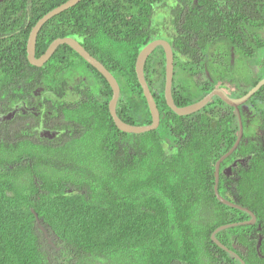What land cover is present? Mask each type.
Segmentation results:
<instances>
[{
	"label": "trees",
	"instance_id": "16d2710c",
	"mask_svg": "<svg viewBox=\"0 0 264 264\" xmlns=\"http://www.w3.org/2000/svg\"><path fill=\"white\" fill-rule=\"evenodd\" d=\"M67 1L0 2V113L35 101L36 89L44 88L45 103L64 131L50 141L27 126L0 129V264H85L106 255L116 264H203L204 257L210 264H241L211 238L220 226L250 220L221 203L214 191L216 162L239 134L236 110L214 97L191 115L175 114L166 103V57L158 47L147 60L145 76L160 126L138 135L121 132L109 111V83L70 46L60 45L42 67L28 61L32 29ZM192 1L81 0L45 23L36 57L56 39H77L118 81V116L131 125H150L136 62L145 46L166 33L174 74L183 75L182 80L174 75L177 106L202 100L224 82L232 83L224 87L241 98L264 77V0H257L255 23L254 0H217L224 10L223 41L193 39L190 24L195 33L205 34L204 9L208 3L215 9L211 3L216 2L198 0L193 7ZM152 20L161 26V36ZM167 23L172 30H165ZM216 43L218 66L205 55ZM254 65L260 66L257 74ZM207 71L212 77L220 74L211 82ZM247 106L252 113L244 121L242 141L220 169L236 157L249 156L248 166L234 169L232 177L220 173L218 189L223 198L251 210L257 222L216 237L246 264H264V86ZM13 130L18 133H9ZM58 157L64 167L53 165ZM36 215L60 252L50 248Z\"/></svg>",
	"mask_w": 264,
	"mask_h": 264
},
{
	"label": "water",
	"instance_id": "95a60500",
	"mask_svg": "<svg viewBox=\"0 0 264 264\" xmlns=\"http://www.w3.org/2000/svg\"><path fill=\"white\" fill-rule=\"evenodd\" d=\"M3 0H0V2ZM81 0H69L66 3L60 5L59 7H56L55 9L48 12L46 15H44L38 23L34 26L32 29L28 44H27V56L28 61L31 65L36 67H42L45 63H47L51 57L54 55L56 50L60 45H68L70 46L75 52H77L86 62H88L91 66H93L101 75L105 77L107 82L109 83L112 91L113 96L111 101L109 102V111L113 118V121L116 125V127L124 133L128 134H144L147 132L155 131L159 128L161 123V114L160 110L157 106V103L155 101V98L151 92V89L149 87V84L147 82L146 76H145V66L147 63V60L149 56L153 53L155 49L158 47H162L165 52L166 57V82H165V99L168 107L178 116H188L191 115L204 107H206L214 97H219L223 102H225L230 107H233L238 115L239 119V134L237 137L236 142L234 143L233 147L224 155L221 156V158L216 162V169H215V195L216 198L223 203L224 205L230 206L232 208H236L238 210H241L245 213H247L250 216V220L240 222V223H232L227 224L218 227L211 235L212 241L222 250L225 252L233 255L236 257L241 264H246L243 259L240 258L238 254L230 250L228 247H226L224 244H222L216 237V235L224 231L226 229L240 226V225H255L257 222L256 215L249 209L244 208L242 206H239L235 203H233L230 200H227L223 198L218 189V183L220 179V166L221 164L229 158L239 147L243 135H244V127H243V120L242 115L240 111V106L244 105L257 91L261 89L262 86H264V78L254 87L252 88L246 95H244L241 98H232L230 97L225 91H223L220 88L214 89L212 92L207 94L202 100L191 104L189 106L185 107H179L176 105L174 97H173V83H174V52L170 45V43L166 40L157 39L149 43L147 46H145L139 53L137 62H136V74L138 81L143 89V94L147 100L148 107L152 116V123L150 125H143V126H137V125H131L126 122H124L117 114V106L120 99L121 94V88L116 80V78L113 76V74L95 57H93L75 38L67 37V38H59L53 41L46 52L39 58L36 57V44H37V38L38 34L41 31L42 27L47 23L50 19H52L54 16L58 15L59 13L75 6L78 4ZM242 160H239L241 162ZM236 165V163H235ZM231 171V168L227 169V174ZM37 223L39 224L40 230L43 232V235L45 238H47L50 241V238L48 237L47 230L44 226H42L40 223V219L36 215ZM262 237H260L259 245L261 244Z\"/></svg>",
	"mask_w": 264,
	"mask_h": 264
},
{
	"label": "flooded vegetation",
	"instance_id": "af4514ba",
	"mask_svg": "<svg viewBox=\"0 0 264 264\" xmlns=\"http://www.w3.org/2000/svg\"><path fill=\"white\" fill-rule=\"evenodd\" d=\"M210 1H213V0H209V2ZM215 2L216 3H211V4H215V6H214L215 9L210 6V3H208L206 8L204 9V26L206 25L205 26L206 27V31H205L206 33L205 34L195 33V30L193 28L194 22L192 21V23L190 24V26H192L191 30H192V37L194 40L198 39L200 35H203L201 37L204 40H209V41L215 40L213 37L217 38L218 41L225 40L226 36H225V29H224V27H225L224 10L221 8V5L219 2H217V0H215ZM195 3H196V1L193 0L190 3V6H193V4H195ZM154 8L157 10L158 6L154 5ZM257 8H258L257 0H254L253 5H252V9H251V16H252L251 21L254 23H255V19L257 18L256 17L257 12H258ZM194 15H195V12L193 10L192 13L190 14L191 20H193ZM152 24L155 28H156V26H160V25H158V21L152 20ZM170 25H171L170 23L166 24V27H167V28H165L166 31L173 29V24H172V28L168 27ZM156 30H160L159 36H161V26L157 27ZM238 31H239V35L242 36L241 28H238ZM164 34H165V38H159V37L156 38L157 37L156 36L155 40L162 39V40L168 41L170 36H168L166 33H164ZM243 35H245L247 37L253 36V35H248L247 33H245ZM220 51H221V48H220L219 43H216L215 45H209L208 46L207 54H205V55L207 56L208 59H210V60L212 59V61H213L212 65L218 66V64L220 62V56H221ZM232 58H234L233 54H232ZM231 63L233 65L234 61L232 60ZM252 68H253V72L255 74H257L258 71L260 70L259 65H254V66H252ZM174 71H175V69H174ZM206 74H207L208 78L210 79V81L213 82L216 79V77L218 76V74H220V73H218L217 75L215 74V76H213V77L209 74L208 71L206 72ZM224 84L227 86H230V87H234V85L232 83L229 84V83L224 82ZM224 84L218 83L216 88L222 89L232 98H238V97H234L233 93L231 94L230 92H228V90H226L227 87H224ZM240 85H242V84L240 83ZM237 93H239V92L237 91ZM34 94L37 97V99L35 101L28 99L27 102H22V103L13 105L11 110H9L6 113H0V129H3V131L6 132L7 129H9L13 126H16V125L21 126V128H24V126H27L28 132H37L40 138L52 141V140L56 139L61 134L60 132H64L59 128L62 125L59 123V121L56 118L52 117V113L49 111V106L46 105V103H45L44 97L47 94H45L44 88L36 89ZM248 101L244 105L240 106V111H241L242 120H243V127H244L245 119L248 120V118L250 117V114L252 113V112H250V110L247 106ZM236 115H237V112H236ZM237 119H238V115H237ZM238 126L240 127L239 119H238ZM249 158H250L249 156L245 157V158H242V157L234 158L232 163H230L227 167L220 169V173L224 174L226 177L234 176L235 175L234 169H237L239 166H244V167L248 166ZM239 160H242V161L239 162ZM235 163H236V165H235ZM228 168H231V171L227 174ZM48 237H49V234H48ZM47 242H48L50 248H54L55 252L61 251V248L57 247V243L54 242V239H53V242L49 241L47 239ZM232 247L235 250L238 249V246L235 244H233ZM241 251L244 252V250H242V249H241ZM202 260H203V264H210L208 258L204 257V258H202ZM110 264H114V263H110ZM121 264H126V263H123V261H122Z\"/></svg>",
	"mask_w": 264,
	"mask_h": 264
},
{
	"label": "rangeland",
	"instance_id": "374dc122",
	"mask_svg": "<svg viewBox=\"0 0 264 264\" xmlns=\"http://www.w3.org/2000/svg\"><path fill=\"white\" fill-rule=\"evenodd\" d=\"M168 13V12H167ZM179 72L178 71H176V73H175V75H176V77L178 78V79H180L181 78V80H182V78H183V75H180L179 76ZM189 83H187V86H188V88H190V87H193L191 84H190V81H188ZM14 127H16V128H19L17 125L16 126H14ZM20 128H21V126H20ZM22 129V128H21ZM9 133H12V134H17L18 132L17 131H12V132H9ZM54 160V163H53V165H55V166H59V167H64L65 166V164H64V161H62L61 160V158L60 157H58V158H53ZM48 232V231H47ZM49 234V233H48ZM49 238H50V241H52L53 242V238H52V236L49 234ZM110 263H114V264H116V262H115V260H112V259H110V256H101V257H95L94 259H92V258H90L88 261H85V264H110Z\"/></svg>",
	"mask_w": 264,
	"mask_h": 264
},
{
	"label": "crops",
	"instance_id": "0c3cea01",
	"mask_svg": "<svg viewBox=\"0 0 264 264\" xmlns=\"http://www.w3.org/2000/svg\"><path fill=\"white\" fill-rule=\"evenodd\" d=\"M196 1V3L195 4H193L194 5V7H196L197 5L196 4H198V0H195Z\"/></svg>",
	"mask_w": 264,
	"mask_h": 264
}]
</instances>
